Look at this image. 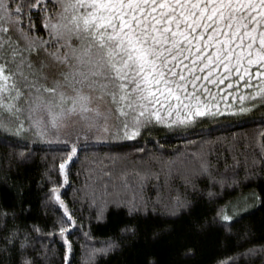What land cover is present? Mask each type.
Instances as JSON below:
<instances>
[{
	"label": "snow or ice",
	"instance_id": "obj_1",
	"mask_svg": "<svg viewBox=\"0 0 264 264\" xmlns=\"http://www.w3.org/2000/svg\"><path fill=\"white\" fill-rule=\"evenodd\" d=\"M256 114L264 124V0H0V264H72L77 233L83 264L126 249L184 264L213 232L230 251L212 264H264V236L236 227L264 194L220 202L264 182V131L211 132ZM129 141L131 161L107 154L69 180L82 145ZM49 150L42 227L25 169ZM113 208L116 231L93 236Z\"/></svg>",
	"mask_w": 264,
	"mask_h": 264
},
{
	"label": "trees",
	"instance_id": "obj_2",
	"mask_svg": "<svg viewBox=\"0 0 264 264\" xmlns=\"http://www.w3.org/2000/svg\"><path fill=\"white\" fill-rule=\"evenodd\" d=\"M259 119V114H256L255 119H245L243 121H240L239 123H234L231 125L213 126L211 129L213 138H223L224 136H228L229 140H231V137L233 135H235V137L239 140H242L245 136L258 138V133L264 131V124H260ZM166 139L168 140V143L165 146L169 149V151L180 144V140L176 137H170ZM137 143H140V141H129L120 145H82V150L80 152L79 158L70 165L71 173L69 176V180L73 184H76L75 174L77 173V171H81L87 167H90L95 159L107 154L127 155L129 161H131L132 157L135 155L132 145ZM152 146L153 145L151 143L147 144V147L149 148H151ZM6 151H8L6 146L0 144V156H2ZM44 156H47L48 159H43ZM53 156L58 157L59 153L51 150L40 151L35 156V159L30 162L29 166L25 169V174L28 178L26 190L31 193V203L33 205L32 216H30L28 219L31 221L33 217H36L37 222L42 227H45L46 224H50V221H46L39 211L40 191L38 185L42 182L43 174L46 171V165L51 163V159ZM64 191L68 193V197L66 198H70L72 187L66 186ZM253 192L264 194V182H259L258 185L249 184L245 187L238 188L235 191H226L220 202H236L238 200L242 202V197L248 196ZM209 211V206L207 204H204L203 202H201L195 209V212L197 214ZM83 215L87 217L88 209L84 210ZM122 218V215L118 214L114 208L110 209L107 223H92L91 230L93 236L103 239L104 237L114 233L116 231L117 224L122 220ZM249 224L255 225L257 239H260L262 236H264V208H261L250 216H246L236 225V227L240 228ZM219 238L220 234L215 232L209 233L206 237L201 238L196 256L188 261H185L184 264H212V261L215 258L227 255L230 249H222L218 244ZM70 239L73 240L74 245L72 264H83L84 254L80 246L81 243H83V237H81L79 233H77L76 236H72L70 237ZM97 246H99V244H97ZM55 248L59 249V241H57ZM168 255L169 254L166 250L161 249L162 259H167ZM137 258L138 257L136 253H134L130 249H126L124 251L111 253L107 257H99L97 258L95 264H135ZM53 264H60L59 256L55 257Z\"/></svg>",
	"mask_w": 264,
	"mask_h": 264
}]
</instances>
